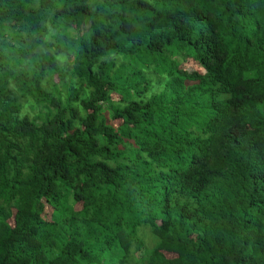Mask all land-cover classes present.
<instances>
[{
  "label": "trees",
  "instance_id": "1",
  "mask_svg": "<svg viewBox=\"0 0 264 264\" xmlns=\"http://www.w3.org/2000/svg\"><path fill=\"white\" fill-rule=\"evenodd\" d=\"M0 264H264V0H0Z\"/></svg>",
  "mask_w": 264,
  "mask_h": 264
},
{
  "label": "rangeland",
  "instance_id": "2",
  "mask_svg": "<svg viewBox=\"0 0 264 264\" xmlns=\"http://www.w3.org/2000/svg\"><path fill=\"white\" fill-rule=\"evenodd\" d=\"M150 1V0H149ZM76 25V24H75ZM66 61V59H65ZM191 66V65H190ZM189 66V67H190ZM189 67L187 69H189ZM181 68H185V64H182ZM156 79V77H155ZM114 98L116 99V96H114ZM144 238H145V241L146 243L149 245V246H153L155 244V239L153 238L152 234L150 233L149 230H145L144 231Z\"/></svg>",
  "mask_w": 264,
  "mask_h": 264
}]
</instances>
